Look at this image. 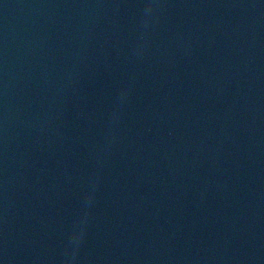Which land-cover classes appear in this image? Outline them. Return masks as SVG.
Wrapping results in <instances>:
<instances>
[{"label": "water", "instance_id": "95a60500", "mask_svg": "<svg viewBox=\"0 0 264 264\" xmlns=\"http://www.w3.org/2000/svg\"><path fill=\"white\" fill-rule=\"evenodd\" d=\"M0 264H264V0H0Z\"/></svg>", "mask_w": 264, "mask_h": 264}]
</instances>
